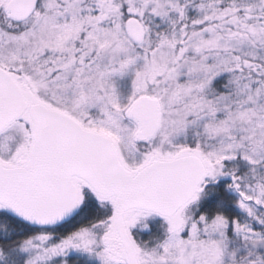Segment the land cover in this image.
Masks as SVG:
<instances>
[{
  "label": "snow or ice",
  "instance_id": "obj_1",
  "mask_svg": "<svg viewBox=\"0 0 264 264\" xmlns=\"http://www.w3.org/2000/svg\"><path fill=\"white\" fill-rule=\"evenodd\" d=\"M0 264H264V0H0Z\"/></svg>",
  "mask_w": 264,
  "mask_h": 264
}]
</instances>
